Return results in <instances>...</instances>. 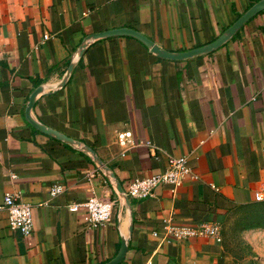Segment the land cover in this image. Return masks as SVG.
I'll list each match as a JSON object with an SVG mask.
<instances>
[{
	"label": "crops",
	"instance_id": "obj_1",
	"mask_svg": "<svg viewBox=\"0 0 264 264\" xmlns=\"http://www.w3.org/2000/svg\"><path fill=\"white\" fill-rule=\"evenodd\" d=\"M256 1L0 0V204L4 193L17 194L33 223L21 237L0 211V264H104L126 237L127 212L91 161L24 119L28 95L57 83L81 39L124 27L183 52L213 41ZM31 115L91 148L123 190L171 156L185 157L196 175L128 200L131 232L118 264H236L220 241L166 243L151 233H161L163 220L220 228L232 211L256 203L254 192L264 194V10L214 52L186 61L158 59L129 37L97 41ZM125 129L142 144L119 157L114 135ZM53 185L62 190L50 197ZM90 195L113 202L96 227L83 208H66Z\"/></svg>",
	"mask_w": 264,
	"mask_h": 264
},
{
	"label": "built area",
	"instance_id": "obj_2",
	"mask_svg": "<svg viewBox=\"0 0 264 264\" xmlns=\"http://www.w3.org/2000/svg\"><path fill=\"white\" fill-rule=\"evenodd\" d=\"M47 36H43L46 39ZM115 143L119 148V157H124L127 151L137 145L142 144L133 139L131 131L125 129L116 131ZM189 178L197 179L186 164L185 157H168L165 167L159 173L144 178H134L129 181L124 196L127 200L145 199L152 195L153 190L159 185H168L172 190L179 187L183 181ZM59 185H53L49 189L50 197L61 192ZM253 201L264 202V194L261 191L253 193ZM79 207L83 208L86 221L89 226L96 227L106 223L113 209V202L108 197H96L90 195L82 204L67 205L68 211H75ZM0 211H4L7 216L9 227L21 237H29L32 232V207L29 203L21 201L17 194L4 193L2 196ZM153 237H158L161 241L169 243L189 238H208L216 242L220 241V229L215 223H200L194 226H178L170 224L167 220L162 221L161 233L152 232Z\"/></svg>",
	"mask_w": 264,
	"mask_h": 264
},
{
	"label": "water",
	"instance_id": "obj_3",
	"mask_svg": "<svg viewBox=\"0 0 264 264\" xmlns=\"http://www.w3.org/2000/svg\"><path fill=\"white\" fill-rule=\"evenodd\" d=\"M264 10V0H258L254 2L250 7H248L235 21L224 29L213 41L202 45L200 47H196L187 51L183 52H171L164 50L154 44L150 39L146 38L139 32L132 30L130 28H116V29H108L99 31L96 33H91L84 36L75 50L71 53L69 57L68 64L61 75L60 79L54 85H44L40 84L36 86L31 93L28 95L27 103L24 107V119L34 130L37 132L46 135L58 142H61L71 149L84 154L92 163L94 168L102 175L105 179L106 183L110 187L112 193L118 199V208L121 209L122 207L126 210L128 215V227L126 237H120V244L115 256L107 261L104 264H118L124 257V253L126 250V243L130 236L131 232V218H130V207L127 198L123 194V189L119 182L114 178L112 171L104 164L102 161L97 157L95 152L85 146L81 145L79 142L72 140L65 135L54 131L39 121L35 120L31 115V109L35 103V101L40 97L47 94L55 93L62 89V87L67 83L70 74L76 64L78 63L79 59L86 51L88 47L94 44L97 41L104 40L110 37H129L136 41H138L144 48L148 50V52L161 60L166 61H186L190 60L195 57L203 56L210 54L228 42L232 36L253 16L257 13Z\"/></svg>",
	"mask_w": 264,
	"mask_h": 264
},
{
	"label": "rangeland",
	"instance_id": "obj_4",
	"mask_svg": "<svg viewBox=\"0 0 264 264\" xmlns=\"http://www.w3.org/2000/svg\"><path fill=\"white\" fill-rule=\"evenodd\" d=\"M255 215L252 207L236 209L219 228L222 249L236 264H264V226H251Z\"/></svg>",
	"mask_w": 264,
	"mask_h": 264
},
{
	"label": "trees",
	"instance_id": "obj_5",
	"mask_svg": "<svg viewBox=\"0 0 264 264\" xmlns=\"http://www.w3.org/2000/svg\"><path fill=\"white\" fill-rule=\"evenodd\" d=\"M246 207H252L254 210H256V218L254 219L255 224L253 223V225H251L252 227H256V226H264V202H260V203H254L242 208H246Z\"/></svg>",
	"mask_w": 264,
	"mask_h": 264
}]
</instances>
